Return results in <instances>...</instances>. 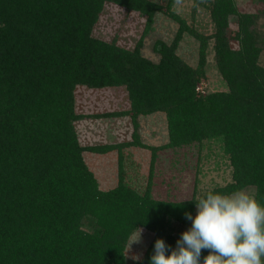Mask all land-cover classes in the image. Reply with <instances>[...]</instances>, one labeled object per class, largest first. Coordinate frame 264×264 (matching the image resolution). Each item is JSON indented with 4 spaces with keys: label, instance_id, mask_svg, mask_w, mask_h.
Returning <instances> with one entry per match:
<instances>
[{
    "label": "trees",
    "instance_id": "16d2710c",
    "mask_svg": "<svg viewBox=\"0 0 264 264\" xmlns=\"http://www.w3.org/2000/svg\"><path fill=\"white\" fill-rule=\"evenodd\" d=\"M253 1L262 5L256 12L239 11L235 0L201 4L213 25L204 34L171 8L173 0L165 9L154 0H0V264H127L126 245L138 228L153 236L134 264H150L158 238L170 254L186 231L175 224L188 227L185 213L193 216L196 195L154 194L162 148L216 146L230 180L200 196L251 187L264 205V32L257 28L264 0ZM107 2L145 18L131 48L94 34ZM162 11L177 28L170 42L154 41L153 60L143 46ZM186 33L199 43L195 66L177 53ZM210 42L224 88L205 92L198 84ZM79 87L121 89L129 106L78 112ZM156 112L164 114L168 135L159 147L142 142L138 131V117ZM109 116L130 117L131 139L83 144L76 123ZM125 146L150 149L143 189L125 178ZM112 150L117 179L101 189L86 154Z\"/></svg>",
    "mask_w": 264,
    "mask_h": 264
},
{
    "label": "rangeland",
    "instance_id": "374dc122",
    "mask_svg": "<svg viewBox=\"0 0 264 264\" xmlns=\"http://www.w3.org/2000/svg\"><path fill=\"white\" fill-rule=\"evenodd\" d=\"M166 8L167 0H154ZM239 11L256 12L261 8V3L253 0H235ZM176 13L194 24L202 33L209 34L213 30L209 12L205 6L196 3V0H184L182 8ZM145 18L137 12L125 10L118 5L107 2L94 34L98 37L111 40L115 39L119 45L131 48L144 27ZM151 31L144 41L143 53L145 56L157 60L152 45L157 39L170 42L173 38L177 24L166 14L157 13ZM231 29H235L233 24ZM257 28L264 32V18L257 22ZM211 42L207 53L206 75L198 84L200 91H210L224 88V82L218 73ZM237 42L231 41L236 47ZM198 41L191 35L185 34L179 43L177 53L189 64L195 66L198 61ZM264 62V53L261 55ZM76 108L81 113H103L126 109L129 106L126 94L121 89H88L79 87L76 90ZM139 136L142 142L148 145L161 146L168 140L166 119L162 112L140 115ZM79 138L85 145L116 143L131 139L132 125L129 116H109L102 118H85L76 123ZM204 144L200 150L196 146L172 149L162 148L156 152L154 173L152 177L154 194L172 199L188 198L195 193L200 196L207 190L224 185L230 180L231 169L226 158L216 146L212 150ZM125 178L132 185L143 189L149 175V165L152 160L150 149L139 146H125L122 148ZM86 161L94 172L99 187L107 189L113 186L117 179V151L112 150L104 154L87 153ZM254 194L253 188L244 189ZM197 209L195 208L193 217ZM180 230L188 227L175 224ZM140 242H131L138 238ZM152 232L138 228L129 238L126 245V262L134 264L142 256L145 248L152 239Z\"/></svg>",
    "mask_w": 264,
    "mask_h": 264
},
{
    "label": "clouds",
    "instance_id": "9594fccd",
    "mask_svg": "<svg viewBox=\"0 0 264 264\" xmlns=\"http://www.w3.org/2000/svg\"><path fill=\"white\" fill-rule=\"evenodd\" d=\"M207 2L199 0L200 4ZM183 4L184 0H173L177 11ZM194 202L195 217L185 213L191 227L181 234L170 254V246L158 238L150 264H264V205L254 195L244 189L208 191ZM133 242H140V230Z\"/></svg>",
    "mask_w": 264,
    "mask_h": 264
}]
</instances>
